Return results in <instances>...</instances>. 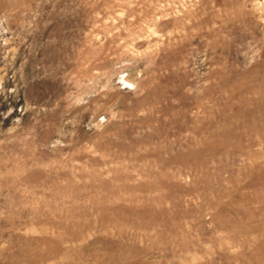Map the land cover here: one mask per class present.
I'll use <instances>...</instances> for the list:
<instances>
[{"label": "rangeland", "instance_id": "obj_1", "mask_svg": "<svg viewBox=\"0 0 264 264\" xmlns=\"http://www.w3.org/2000/svg\"><path fill=\"white\" fill-rule=\"evenodd\" d=\"M0 264H264V0H0Z\"/></svg>", "mask_w": 264, "mask_h": 264}]
</instances>
